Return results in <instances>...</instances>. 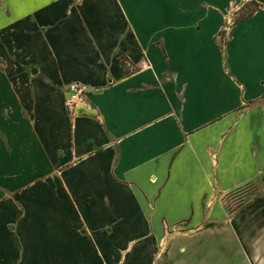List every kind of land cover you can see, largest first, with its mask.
<instances>
[{"label": "crops", "instance_id": "0c3cea01", "mask_svg": "<svg viewBox=\"0 0 264 264\" xmlns=\"http://www.w3.org/2000/svg\"><path fill=\"white\" fill-rule=\"evenodd\" d=\"M261 179L264 0H0V264H264Z\"/></svg>", "mask_w": 264, "mask_h": 264}, {"label": "rangeland", "instance_id": "374dc122", "mask_svg": "<svg viewBox=\"0 0 264 264\" xmlns=\"http://www.w3.org/2000/svg\"><path fill=\"white\" fill-rule=\"evenodd\" d=\"M253 10H255V7L253 6L242 8L236 20L244 18L245 16L250 14ZM263 189H264V179L258 180L255 183L248 184L225 195L222 199L223 205L228 212H234L243 206L246 197L252 196L254 193L261 191Z\"/></svg>", "mask_w": 264, "mask_h": 264}, {"label": "built area", "instance_id": "2783aa9c", "mask_svg": "<svg viewBox=\"0 0 264 264\" xmlns=\"http://www.w3.org/2000/svg\"><path fill=\"white\" fill-rule=\"evenodd\" d=\"M91 91L82 84L70 83L66 86L64 105L67 112L73 115L79 107L91 110L89 95Z\"/></svg>", "mask_w": 264, "mask_h": 264}]
</instances>
